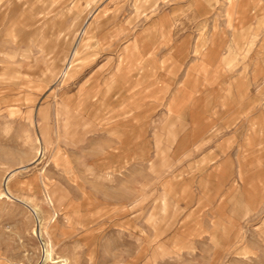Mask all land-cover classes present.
Masks as SVG:
<instances>
[{
  "label": "rangeland",
  "instance_id": "obj_1",
  "mask_svg": "<svg viewBox=\"0 0 264 264\" xmlns=\"http://www.w3.org/2000/svg\"><path fill=\"white\" fill-rule=\"evenodd\" d=\"M0 264H264V0H0Z\"/></svg>",
  "mask_w": 264,
  "mask_h": 264
}]
</instances>
